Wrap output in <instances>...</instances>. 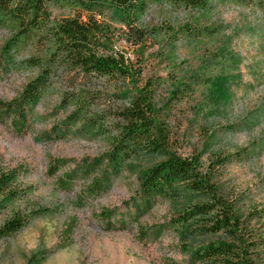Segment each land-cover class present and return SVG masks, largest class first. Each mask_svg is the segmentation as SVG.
Wrapping results in <instances>:
<instances>
[{
    "label": "rangeland",
    "instance_id": "rangeland-1",
    "mask_svg": "<svg viewBox=\"0 0 264 264\" xmlns=\"http://www.w3.org/2000/svg\"><path fill=\"white\" fill-rule=\"evenodd\" d=\"M49 11L61 19L77 9L59 1ZM141 21L157 33L127 51L142 63L137 81L140 86L156 81L154 102L158 120L169 130L170 150L199 158L201 172L240 219L239 231L201 237L198 229L187 238L167 225L187 203L210 201L196 190L159 199L127 227L110 225L107 213L114 222L135 212L142 177L167 158L151 150L117 169L107 165L121 125L118 112L130 98L119 94L132 82L93 77L73 83L56 70L28 105L27 124L17 125L7 108L36 82L41 69L29 59L43 54L35 42H18L15 27L2 26L0 229L15 221L22 225L0 234V264H192L191 244L203 239L233 244L212 264H242L247 258L264 264L262 241L251 234L264 233V221L251 220L255 209L264 210V10L237 0H211L205 9L149 2ZM90 88L97 97L87 114L100 117L103 125L97 128L86 125L81 114L73 117L77 106L68 99L70 92ZM235 153L238 158L231 156ZM74 170L71 184H62ZM95 181L102 185L91 194ZM160 226L165 229L151 232Z\"/></svg>",
    "mask_w": 264,
    "mask_h": 264
},
{
    "label": "trees",
    "instance_id": "trees-1",
    "mask_svg": "<svg viewBox=\"0 0 264 264\" xmlns=\"http://www.w3.org/2000/svg\"><path fill=\"white\" fill-rule=\"evenodd\" d=\"M67 1L74 5L77 12L73 16L53 19L49 11L51 2ZM211 0H0V27H15L18 42H35L42 52L43 59L31 57L30 64L38 65L41 74L36 82L29 85L21 97L10 104L7 109L17 116V125L27 124L28 105L37 97L38 91L51 81V75L56 70H64L73 83H84L93 77H108L123 81H131L129 88L121 90L119 95H129V102L120 110L121 125L118 137L114 143L112 153L108 154L107 165L117 169L126 161L149 151L165 153L167 158L152 166L142 177L139 202L135 205V212L131 216H123L119 221L109 223L113 227H127L128 220L135 214L148 212L159 199H168L182 190H196L207 193L208 202H189L182 212L178 213L172 222L167 225L178 230L189 238L194 231L203 230L201 237L207 233L223 231H239L241 225L234 215L231 204L220 193L219 188L211 179L203 174L199 168V158L183 157L169 147V130L158 120L159 110L154 102L156 81L147 79L143 86L137 80L142 75V63L132 60L127 51L129 48L142 44L151 35H156L157 30L145 26L141 18L149 2L158 4L171 3L196 9H205ZM241 3L257 5L264 10V0H237ZM110 17L121 24L120 28L113 25ZM123 41V42H121ZM84 80V82H80ZM94 90L71 92L69 100L76 104L73 117L80 115L86 125L93 128L103 125L98 116L88 115L92 102L97 95ZM177 95L173 94L172 99ZM242 155V153H240ZM232 157H239L231 154ZM226 161L230 156L224 157ZM63 160L59 159L57 164ZM108 169V168H107ZM77 170L63 176L62 184L70 185ZM108 170L105 172L107 175ZM9 182V177L4 183ZM100 181H95L89 187L91 194L100 189ZM108 210L107 212H109ZM259 211L263 212L258 214ZM264 221V210L255 209L252 219ZM22 223L12 222L9 229H0L1 233L13 232L21 227ZM262 225V224H261ZM261 225L259 227H261ZM201 226V227H198ZM164 226L153 228L151 232L160 233ZM252 231V233H251ZM250 233L256 241H262L264 246V233ZM143 234V233H142ZM190 262L203 261L212 264L218 255L232 250V245L227 241L195 240ZM258 241V242H259ZM218 258V257H217ZM208 259V260H206ZM212 259V260H210ZM237 261V260H235ZM228 264L230 262L224 260ZM173 263V262H172ZM177 264V263H173ZM242 264H251L250 259L242 260Z\"/></svg>",
    "mask_w": 264,
    "mask_h": 264
}]
</instances>
